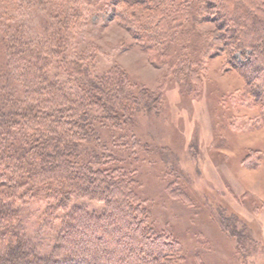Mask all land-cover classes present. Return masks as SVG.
I'll return each instance as SVG.
<instances>
[{"label":"trees","instance_id":"1","mask_svg":"<svg viewBox=\"0 0 264 264\" xmlns=\"http://www.w3.org/2000/svg\"><path fill=\"white\" fill-rule=\"evenodd\" d=\"M72 1L0 0V264H162V243L155 246L160 241L146 231L147 209L132 179L105 166L125 160L94 149L86 158L82 155V144L96 135L93 107L120 129L123 121L135 124L141 108L158 110L161 96L149 90L137 93L123 70L93 79L79 65L74 70L86 88L85 97L76 100L66 93L50 70L65 61L68 33L56 38L50 17L61 8L59 25L72 27L81 18L79 11L63 10ZM76 1H85L83 6L100 15L112 12L156 57L176 51L175 37L185 26L214 23L211 39L197 28V59L205 61L213 52L234 57L249 51L242 62L232 58L233 68L245 82L243 102L262 110L258 122L264 126V0ZM28 7L49 16L34 39L25 38L19 17ZM185 56L177 52L175 61L184 62ZM71 191L81 199L104 201L105 211L71 207ZM42 199L47 202L43 223H58L47 245L20 230V207ZM223 222L234 229L228 218ZM245 238L239 236L243 243Z\"/></svg>","mask_w":264,"mask_h":264},{"label":"rangeland","instance_id":"2","mask_svg":"<svg viewBox=\"0 0 264 264\" xmlns=\"http://www.w3.org/2000/svg\"><path fill=\"white\" fill-rule=\"evenodd\" d=\"M72 2L63 8L81 13L72 27L59 25L61 8L50 17L56 38L62 40L64 31L68 33L65 61L50 70L66 93L76 100L85 97L86 88L74 70L79 65L93 79L115 68L123 70L137 93L149 90L161 96L158 110L141 108L135 124L123 121L120 129L93 107L96 135L83 141V157L94 149L125 160L105 166L117 167L118 174L132 179L138 200L147 209L146 231L150 239L160 241L155 246L162 243V264H264V126L258 122L263 112L243 102L245 82L232 61L242 62L249 51L234 57L213 52L199 62L197 28L209 38L216 29L208 21L179 30L176 51L156 57L112 12L100 15L92 6H83L85 1ZM47 15L33 13L30 7L19 15L26 39L43 30ZM181 51L186 58L177 63ZM52 186L61 190L58 184ZM78 195L70 192L71 207L83 206L95 214L105 211L104 201ZM46 207L43 199L20 207L21 232L45 245L58 227L53 221L43 223ZM241 234L245 243L239 240Z\"/></svg>","mask_w":264,"mask_h":264}]
</instances>
